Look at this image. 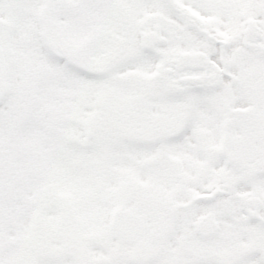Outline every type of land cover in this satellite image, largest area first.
Listing matches in <instances>:
<instances>
[{
    "label": "snow or ice",
    "instance_id": "obj_1",
    "mask_svg": "<svg viewBox=\"0 0 264 264\" xmlns=\"http://www.w3.org/2000/svg\"><path fill=\"white\" fill-rule=\"evenodd\" d=\"M0 264H264V0H0Z\"/></svg>",
    "mask_w": 264,
    "mask_h": 264
}]
</instances>
